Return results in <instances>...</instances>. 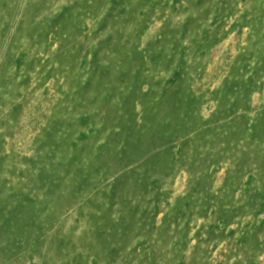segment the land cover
Instances as JSON below:
<instances>
[{
  "label": "rangeland",
  "instance_id": "rangeland-1",
  "mask_svg": "<svg viewBox=\"0 0 264 264\" xmlns=\"http://www.w3.org/2000/svg\"><path fill=\"white\" fill-rule=\"evenodd\" d=\"M0 264H264V0H0Z\"/></svg>",
  "mask_w": 264,
  "mask_h": 264
}]
</instances>
